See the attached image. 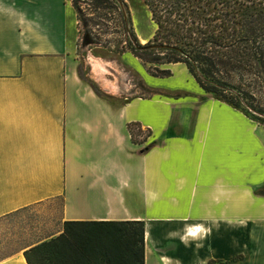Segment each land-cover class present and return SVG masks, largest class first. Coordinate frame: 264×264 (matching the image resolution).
Listing matches in <instances>:
<instances>
[{"label": "crops", "instance_id": "crops-1", "mask_svg": "<svg viewBox=\"0 0 264 264\" xmlns=\"http://www.w3.org/2000/svg\"><path fill=\"white\" fill-rule=\"evenodd\" d=\"M80 41L69 0H0V219L59 201L61 228L43 241L65 222H142L143 264H264V125L204 93L184 64L153 77L130 53L119 58L132 72L168 81L138 73L148 97L100 95L79 74ZM130 123L150 131L142 144Z\"/></svg>", "mask_w": 264, "mask_h": 264}, {"label": "trees", "instance_id": "trees-1", "mask_svg": "<svg viewBox=\"0 0 264 264\" xmlns=\"http://www.w3.org/2000/svg\"><path fill=\"white\" fill-rule=\"evenodd\" d=\"M70 2L80 33L86 26L81 4L101 20L114 14L113 31L101 33L117 36L110 42L114 54H132L159 78L170 76L160 66L184 64L204 93L264 125V0H142L155 27L145 45L131 28L123 0ZM134 128L138 135L144 132L142 140ZM128 131L134 144L150 135L138 123H130ZM62 228L57 237L43 241L49 234L20 250L26 264H134L128 259L133 245L137 264H143L142 222H65Z\"/></svg>", "mask_w": 264, "mask_h": 264}, {"label": "rangeland", "instance_id": "rangeland-1", "mask_svg": "<svg viewBox=\"0 0 264 264\" xmlns=\"http://www.w3.org/2000/svg\"><path fill=\"white\" fill-rule=\"evenodd\" d=\"M70 1V0H69ZM125 2V0H123ZM126 7L129 10L131 16V28L134 31L139 43L145 45L151 40L154 34L155 27L151 21L150 13L143 4L142 0H127ZM80 9L82 11L83 19L86 20V26L82 25L81 38L88 37V44L82 45L80 41L78 47V59H79V74L82 78L88 80L96 92L103 96L113 95L112 97L119 103L132 98V97H148L150 95L149 90H145L141 84V80L144 79L142 70H137V74L132 72L134 68L126 59L119 58V55L112 52V45L117 36L114 34L102 35V31H113L115 28V22L117 19L114 14L107 16V19L101 20L92 15L86 7L81 4ZM109 20V21H108ZM99 23L98 26H95ZM86 32H83L85 31ZM139 36V37H138ZM142 37H150L147 41L143 42ZM97 55L102 60L108 62L111 65L109 71L104 74L103 72H96L90 68V55ZM145 59L152 60V56H143ZM113 66L116 67L113 68ZM123 66V67H122ZM147 67V66H146ZM134 71V70H133ZM148 71V70H147ZM105 75V76H104ZM122 75H125V80L122 79ZM119 82L118 86H122V82L125 81L128 85L126 90H109L108 87L100 82L102 78ZM144 81H148L151 84L164 85L165 81L153 80L148 74H146ZM149 89V88H148ZM142 129V127H141ZM144 131V129H142ZM138 141L144 137V132L138 135L137 129H133ZM61 228L60 224V202L52 201L44 203L38 206H32L24 209L18 213L12 214L4 219L0 220V262L16 254L26 246L41 240L49 234L57 232Z\"/></svg>", "mask_w": 264, "mask_h": 264}, {"label": "bare ground", "instance_id": "bare-ground-1", "mask_svg": "<svg viewBox=\"0 0 264 264\" xmlns=\"http://www.w3.org/2000/svg\"><path fill=\"white\" fill-rule=\"evenodd\" d=\"M90 60H91V61H95V62H96L95 65H97V66H99V67H102L101 65H102L103 63H102L101 60H99V59H94V58L91 57V56H90Z\"/></svg>", "mask_w": 264, "mask_h": 264}, {"label": "water", "instance_id": "water-1", "mask_svg": "<svg viewBox=\"0 0 264 264\" xmlns=\"http://www.w3.org/2000/svg\"><path fill=\"white\" fill-rule=\"evenodd\" d=\"M87 43H84L83 45H86Z\"/></svg>", "mask_w": 264, "mask_h": 264}]
</instances>
